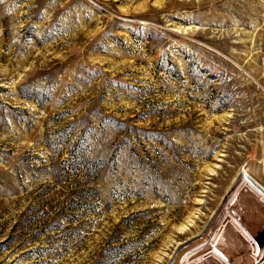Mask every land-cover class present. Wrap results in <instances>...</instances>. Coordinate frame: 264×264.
Masks as SVG:
<instances>
[{
	"label": "rangeland",
	"instance_id": "1",
	"mask_svg": "<svg viewBox=\"0 0 264 264\" xmlns=\"http://www.w3.org/2000/svg\"><path fill=\"white\" fill-rule=\"evenodd\" d=\"M263 193L264 0H0V264H264Z\"/></svg>",
	"mask_w": 264,
	"mask_h": 264
},
{
	"label": "bare ground",
	"instance_id": "2",
	"mask_svg": "<svg viewBox=\"0 0 264 264\" xmlns=\"http://www.w3.org/2000/svg\"><path fill=\"white\" fill-rule=\"evenodd\" d=\"M242 181H245L246 180V174L244 176H242L241 178ZM248 181V180H246ZM248 184V183H247ZM253 184V183H252ZM250 186V185H249ZM252 188V187H251ZM259 190V189H258ZM264 194V193H263ZM263 197V196H262ZM229 213V212H228ZM255 250H258V248H256Z\"/></svg>",
	"mask_w": 264,
	"mask_h": 264
},
{
	"label": "water",
	"instance_id": "3",
	"mask_svg": "<svg viewBox=\"0 0 264 264\" xmlns=\"http://www.w3.org/2000/svg\"><path fill=\"white\" fill-rule=\"evenodd\" d=\"M263 240H264V238H263ZM263 240H262V241H263Z\"/></svg>",
	"mask_w": 264,
	"mask_h": 264
}]
</instances>
